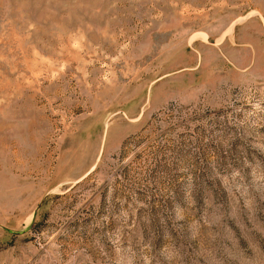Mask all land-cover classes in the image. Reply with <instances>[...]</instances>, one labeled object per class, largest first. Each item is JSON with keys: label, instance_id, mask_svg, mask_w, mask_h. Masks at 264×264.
<instances>
[{"label": "rangeland", "instance_id": "obj_1", "mask_svg": "<svg viewBox=\"0 0 264 264\" xmlns=\"http://www.w3.org/2000/svg\"><path fill=\"white\" fill-rule=\"evenodd\" d=\"M0 264H264V0H0Z\"/></svg>", "mask_w": 264, "mask_h": 264}]
</instances>
